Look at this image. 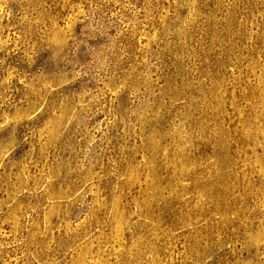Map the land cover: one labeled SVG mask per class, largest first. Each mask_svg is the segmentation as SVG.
I'll return each mask as SVG.
<instances>
[{
    "label": "rangeland",
    "instance_id": "1",
    "mask_svg": "<svg viewBox=\"0 0 264 264\" xmlns=\"http://www.w3.org/2000/svg\"><path fill=\"white\" fill-rule=\"evenodd\" d=\"M0 264H264V0H0Z\"/></svg>",
    "mask_w": 264,
    "mask_h": 264
}]
</instances>
